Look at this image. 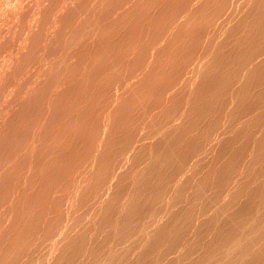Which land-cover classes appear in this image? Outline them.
<instances>
[{
    "label": "rangeland",
    "instance_id": "374dc122",
    "mask_svg": "<svg viewBox=\"0 0 264 264\" xmlns=\"http://www.w3.org/2000/svg\"><path fill=\"white\" fill-rule=\"evenodd\" d=\"M0 264H264V0H0Z\"/></svg>",
    "mask_w": 264,
    "mask_h": 264
}]
</instances>
